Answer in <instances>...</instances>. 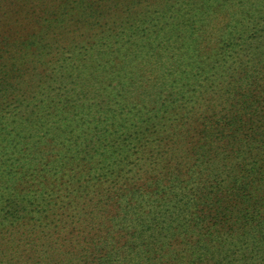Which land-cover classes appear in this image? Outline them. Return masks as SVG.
<instances>
[{
    "label": "trees",
    "instance_id": "obj_1",
    "mask_svg": "<svg viewBox=\"0 0 264 264\" xmlns=\"http://www.w3.org/2000/svg\"><path fill=\"white\" fill-rule=\"evenodd\" d=\"M260 247L264 0H0V264Z\"/></svg>",
    "mask_w": 264,
    "mask_h": 264
},
{
    "label": "rangeland",
    "instance_id": "obj_2",
    "mask_svg": "<svg viewBox=\"0 0 264 264\" xmlns=\"http://www.w3.org/2000/svg\"><path fill=\"white\" fill-rule=\"evenodd\" d=\"M65 58H67V54L65 56ZM242 240H246V236H242L241 237ZM242 242V241H241ZM60 243V247H61V251L67 250V236L64 237V239L59 240ZM233 247V246H232ZM235 250V247H233ZM256 251H258L259 253L256 254H248L247 256V260H239L238 258H240V255L236 252V253H232L229 255V259H226L224 264H264V248L260 247L259 249H257ZM235 252V251H234ZM245 262V263H243Z\"/></svg>",
    "mask_w": 264,
    "mask_h": 264
}]
</instances>
